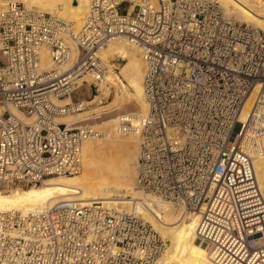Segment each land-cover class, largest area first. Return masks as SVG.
Masks as SVG:
<instances>
[{"label":"built area","instance_id":"built-area-1","mask_svg":"<svg viewBox=\"0 0 264 264\" xmlns=\"http://www.w3.org/2000/svg\"><path fill=\"white\" fill-rule=\"evenodd\" d=\"M3 1L0 185L81 173L82 144L95 128L59 119L85 108L73 93L86 74L99 103L121 93L108 84L101 51L123 37L145 64L137 189L198 213L195 234L215 264H264L255 170L264 156V29L231 18L218 0H91L75 33L62 17ZM68 41L78 55L64 71ZM167 247L142 216L96 201L0 212V264H157Z\"/></svg>","mask_w":264,"mask_h":264},{"label":"bare ground","instance_id":"bare-ground-1","mask_svg":"<svg viewBox=\"0 0 264 264\" xmlns=\"http://www.w3.org/2000/svg\"><path fill=\"white\" fill-rule=\"evenodd\" d=\"M19 1L28 9L50 12L75 23L72 28L75 33L82 30L91 5V0H77L76 3L73 0ZM219 1L226 13L233 11L237 18L264 28L262 4L254 6L250 0ZM0 7H4L3 0H0ZM68 44L71 48L70 57L61 67L64 71L72 69L78 55L76 45L71 41H68ZM140 52L137 45L123 37L112 38L101 51L106 64H111L117 57L124 60L119 74L112 69L113 64L110 65L111 68L109 67L108 84L122 87L121 93L118 92V96L110 104L118 108L135 103L139 106V111L112 118L110 121L114 125L109 122L110 129L107 128L110 131L105 129L103 132L97 127L94 129L96 132L94 138L87 139L82 144L83 170L79 175L49 178L41 185H31L26 189L17 187L9 193L0 191V212L39 211L67 200L81 203L96 201L112 211L114 209L116 212L136 213L142 216L170 241V247H167L168 250L160 257L157 264H215L206 244L195 234L199 220L198 213L186 212L189 213L186 214L183 209L180 211L174 205L138 190L135 185L140 136L138 128L134 127L138 126L139 118L148 110L143 89L145 64ZM41 65L49 71L54 68L51 55L46 48L42 52ZM83 81L92 83L91 77L87 74L78 80V84L82 85ZM95 102V99L84 101L80 109ZM11 110L17 113L15 108ZM66 120V117L59 119L61 122ZM108 125L106 123L105 126ZM98 132L102 134L99 135ZM255 170L256 184L264 197V156L255 161Z\"/></svg>","mask_w":264,"mask_h":264},{"label":"rangeland","instance_id":"rangeland-1","mask_svg":"<svg viewBox=\"0 0 264 264\" xmlns=\"http://www.w3.org/2000/svg\"><path fill=\"white\" fill-rule=\"evenodd\" d=\"M152 1L157 2V0H152ZM73 2L76 3L77 0H73ZM250 2L254 6H259L261 4H262L261 6H264L263 5L264 4V1H261V0H259V1L258 0H250ZM126 5L127 4H123L122 7H126ZM221 5H222V3H221ZM222 7L224 8L223 5H222ZM224 10H225V8H224ZM225 12H226V10H225ZM229 14H230V17L231 18L236 19L237 21L244 22V23H248V24H251V25L256 26L255 24L249 23L245 19L237 18L235 12H233V11L231 13H228L227 15L229 16ZM67 21H68L70 27L73 28V25H75V23L70 22L69 20H67ZM257 27H259V26H257ZM262 29H264V28H262ZM123 63H124V60L121 59L120 57H117V58H115L113 60V62L111 64L114 65V66L112 65L113 66L112 69L115 71V73H118V74L120 73V67L122 66ZM111 64H107V66L110 67ZM115 66H118V67H115ZM116 68H119V69L118 70H115ZM95 94H96L95 88L93 87V85L90 86L88 82H84L82 86H80L79 88H77L74 91V93H73V99H74V101H77V100L78 101H92L93 99H95L96 102L93 103V104H90V105L87 104L83 110H80V111H77L75 113H71V114L66 115L65 117L67 118V120L69 122L67 120L65 122L75 123V125L81 124V123H88V124L93 125L94 128L97 127V129H102L103 132H105L104 131L105 129H106V131L108 129H110V125H108L109 122H110L111 125L112 124L114 125V123L110 121L112 118L118 117L120 115L121 116H124L127 113L130 114V113H135V112H138L139 111V106L137 104H135V103L126 104V105H124L122 107H118V108L112 107V104H110V102H112L113 99H115V97L118 96V94H116V93L110 94L107 101L100 102V103L98 102V99L95 98ZM94 110L96 112H94ZM70 116H71V118H70ZM80 118H81V121H80ZM74 119H77V120H75L76 122L74 121ZM104 122H106L108 126H105L106 123H105V125H103ZM97 125L100 126V127H98ZM108 131H110V130H108ZM82 170H83V168H82ZM79 174H77V175H79ZM72 176H76V175H72ZM30 186L31 185H15V186L6 187V186H3V185H0V191L3 192V193H9V192H11L12 189H15L17 187H21V188H25L26 189V188H29ZM168 204L174 205L176 208H178L181 211V208L178 207V206H176L175 204L170 203V202H168ZM113 211H115V210L113 209ZM184 211L182 210V212H184ZM186 212H189V211H185V213ZM186 214H189V213H186ZM166 240L168 241V248H169L171 243H170V241L168 239H166ZM168 248H167V250H168Z\"/></svg>","mask_w":264,"mask_h":264}]
</instances>
